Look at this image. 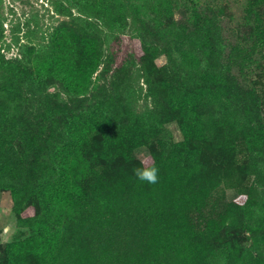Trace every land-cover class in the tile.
Wrapping results in <instances>:
<instances>
[{
  "label": "rangeland",
  "instance_id": "obj_1",
  "mask_svg": "<svg viewBox=\"0 0 264 264\" xmlns=\"http://www.w3.org/2000/svg\"><path fill=\"white\" fill-rule=\"evenodd\" d=\"M0 71V264H136L156 210L173 264H264V0H0ZM31 90L62 124L29 172Z\"/></svg>",
  "mask_w": 264,
  "mask_h": 264
},
{
  "label": "trees",
  "instance_id": "obj_2",
  "mask_svg": "<svg viewBox=\"0 0 264 264\" xmlns=\"http://www.w3.org/2000/svg\"><path fill=\"white\" fill-rule=\"evenodd\" d=\"M178 1H184V0H178ZM133 25L135 26V30L137 31L139 27L134 22ZM144 40L150 41L152 43H155L159 47H164L169 44V37L168 39L165 38L163 41L159 39L158 37L152 36L150 37L149 31L146 29H141L139 34ZM97 67L95 68V70ZM94 72V71H93ZM1 73V71H0ZM5 75V73H2ZM56 78V86L57 91L56 92H64L68 95L67 101L68 105L71 111L78 112L81 110V108L84 107L86 98L85 96H80L77 94L78 92H73L72 89L68 86V84L65 81L64 77H55ZM192 91L186 90L184 92L185 100H187L190 96ZM49 97V93L47 92H36L34 90L28 91L25 93L24 97V105L17 109L14 113L16 117H22L23 119V126L22 129L25 131H32V134L35 136V143L34 146H30L27 148V152L24 156V162L26 164L27 169H30L41 157L40 152L41 149L38 148V145L40 144L41 148L44 149L47 147L50 143H48L50 137L55 134V131H57L58 125L62 124L61 120L59 118L52 117V112H50V109L48 107L47 98ZM185 100L182 102V106L185 105ZM124 105H122V108ZM51 115V116H50ZM55 116V115H53ZM182 119V118H181ZM182 130L184 129L183 121H180ZM81 129V127H78ZM18 139L17 141H19ZM42 142V143H40ZM47 142V143H46ZM39 143V144H38ZM38 144V145H36ZM48 144V145H47ZM35 147V148H33ZM33 169V168H32ZM32 169L29 170V172L32 171ZM66 207V206H65ZM166 218V214L164 210L158 211L154 213V216L152 217L153 223L155 225H152V229L149 230V234L145 235V240L148 243L145 245L147 249V255L142 256L141 261L136 264H173L177 258L180 255L181 247L184 246L183 242L179 240V237L169 233V232H163V234L166 235V239L159 237L160 230L157 231V228L161 222H164ZM136 230L138 228H135ZM133 230L131 234L129 233H122L121 235H124L123 237H130L132 236ZM158 237H155V236ZM134 264V263H133Z\"/></svg>",
  "mask_w": 264,
  "mask_h": 264
},
{
  "label": "clouds",
  "instance_id": "obj_3",
  "mask_svg": "<svg viewBox=\"0 0 264 264\" xmlns=\"http://www.w3.org/2000/svg\"><path fill=\"white\" fill-rule=\"evenodd\" d=\"M158 172L159 169L155 165L136 167L133 169V174L138 180L149 184H155L158 182Z\"/></svg>",
  "mask_w": 264,
  "mask_h": 264
}]
</instances>
